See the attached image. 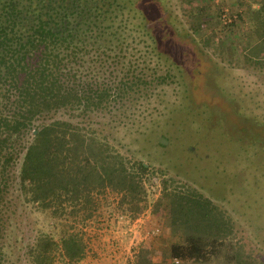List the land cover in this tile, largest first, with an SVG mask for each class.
Listing matches in <instances>:
<instances>
[{
	"label": "trees",
	"instance_id": "obj_1",
	"mask_svg": "<svg viewBox=\"0 0 264 264\" xmlns=\"http://www.w3.org/2000/svg\"><path fill=\"white\" fill-rule=\"evenodd\" d=\"M162 56L141 0H0V264L20 205L46 225L26 245V264L82 262L87 246L72 222L92 218L101 194H123L130 210H143L150 167L137 168L89 120L117 117L132 93L169 85L171 75L151 67ZM169 182L179 241L163 264H263L225 210ZM136 264L159 263L142 251Z\"/></svg>",
	"mask_w": 264,
	"mask_h": 264
},
{
	"label": "rangeland",
	"instance_id": "obj_2",
	"mask_svg": "<svg viewBox=\"0 0 264 264\" xmlns=\"http://www.w3.org/2000/svg\"><path fill=\"white\" fill-rule=\"evenodd\" d=\"M141 4L163 53L151 67L171 75L170 83L142 88L117 117L94 114L89 123L132 164L150 167L141 175L147 200L136 213L123 194H101L92 218L72 222L87 248L82 262L70 264H136L142 251L154 263H170L179 238L170 228L167 181L225 210L238 240L264 264V0ZM10 222L4 264H26V245L45 220L20 205ZM164 237L166 251L155 250ZM61 257L58 264H69Z\"/></svg>",
	"mask_w": 264,
	"mask_h": 264
},
{
	"label": "crops",
	"instance_id": "obj_3",
	"mask_svg": "<svg viewBox=\"0 0 264 264\" xmlns=\"http://www.w3.org/2000/svg\"><path fill=\"white\" fill-rule=\"evenodd\" d=\"M165 240H166V238L164 237V239L163 240H161V239H159V246L158 247H155V250H158V251H160V252H164V251H166V247H164L163 246V244H164V242H165ZM163 243V244H162ZM160 245H161V248H160ZM169 252H170V250H169ZM159 257H161V256H159ZM155 261H157V260H155Z\"/></svg>",
	"mask_w": 264,
	"mask_h": 264
}]
</instances>
